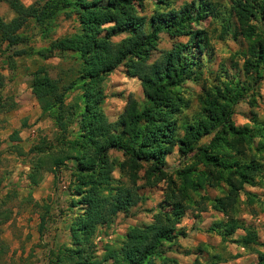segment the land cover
<instances>
[{
    "label": "trees",
    "instance_id": "obj_1",
    "mask_svg": "<svg viewBox=\"0 0 264 264\" xmlns=\"http://www.w3.org/2000/svg\"><path fill=\"white\" fill-rule=\"evenodd\" d=\"M151 9L144 14V2ZM14 18H0V55L11 70L13 58L32 56L40 62L52 57L70 60L68 81L50 77L47 65L29 73L28 88L40 116L52 123L50 139L42 137L27 150L36 155L26 173L28 187H34L41 172L67 171L69 207L78 213L67 223V242L48 251L46 264H178L166 255L184 232L177 222L188 212H204L206 206L223 218L204 232L221 240L241 229L244 236L233 241L247 247H263L252 227L236 219L239 197L245 206L256 204L254 216L264 212V200L245 187H258L264 180V119L254 114L249 124L235 126L234 106L254 93L264 78V0H193L174 8L171 0H45L41 5L23 6L19 0H0ZM62 15L72 20V33L50 39L53 21ZM218 25L217 39H230L241 60L231 75L207 72L212 57L207 32L198 26L206 19ZM31 24L44 46L25 44L19 33ZM171 41L170 48L152 63L159 35ZM184 38V42L176 39ZM5 52L7 53L6 55ZM236 66V62L232 64ZM139 81L140 106L128 99L114 122L103 114L102 83L116 68ZM226 73V71H222ZM198 110L184 114L189 100L182 93L189 81L200 86ZM0 75V115L16 108L5 95ZM77 91L65 103L66 93ZM17 132L11 139L17 141ZM209 136L206 143L201 139ZM15 149V148H14ZM17 149V148H16ZM119 152L118 160L109 155ZM176 152L181 165L169 174L165 158ZM142 173L141 175L139 173ZM116 173V177L114 176ZM142 182L141 186L137 185ZM164 183L161 202L148 223L130 227L112 244L95 254L96 230L110 218L125 213L142 200L138 190ZM207 189L217 190L210 197ZM32 202L29 193L23 198ZM4 201L0 200V208ZM197 216V215H196ZM8 211L0 209V224ZM40 227L43 218L39 219ZM257 264H264V251L254 250ZM219 255L194 259L191 264H217Z\"/></svg>",
    "mask_w": 264,
    "mask_h": 264
},
{
    "label": "rangeland",
    "instance_id": "obj_2",
    "mask_svg": "<svg viewBox=\"0 0 264 264\" xmlns=\"http://www.w3.org/2000/svg\"><path fill=\"white\" fill-rule=\"evenodd\" d=\"M24 5L33 3L41 5L45 0H19ZM174 8L183 3L193 0H171ZM228 5L229 0H220ZM144 14L151 9L150 2H144ZM0 18L11 21L14 18L6 5L0 3ZM72 20H64L58 15L53 21V29L49 34L50 39L70 34L74 30ZM208 34L212 57L203 69L202 77H207V72L215 76L231 75L235 67H240L241 60L235 54L237 46L230 39L218 40V25L208 18L199 26ZM26 37L25 44L34 48L46 44L37 34L36 29L28 25L27 29L19 30ZM184 38L176 39V42H184ZM170 40L165 34L159 35L156 51L152 52L147 64L155 61L164 50L170 48ZM7 53L5 52L4 55ZM0 55V75L4 78L3 93L12 97L16 108L0 115V200L4 201L0 208L8 211V220L0 224V264H46L48 251L56 249L59 245L67 242V223L79 212L77 208L69 207V197L66 193L67 171L63 168L53 174L41 172L40 180L30 188L26 180V173L31 166V160L36 157L27 154V150L36 144L42 137H52V123L46 117L40 116L33 97L28 88L29 73L38 65H47L50 77H59L61 81H68L73 74L67 71L71 66L70 60H61L57 56L44 62H40L32 56L13 58L14 68L11 70ZM236 62V66L232 65ZM206 68L208 69L206 72ZM226 73H222V71ZM209 80L200 86L186 81L182 93L189 100V108L184 111L186 115H192L198 110V94L201 85H208ZM104 101L103 114L108 122H114L122 112L128 99H132L137 106L143 100L139 81L124 75L122 67L116 68L106 76L103 83ZM77 91L66 93L65 103L74 97ZM78 94V93H77ZM258 119H264V78L260 80L254 93L250 92L244 100L239 101L232 114V122L235 126L249 124L251 115ZM17 132V141L11 139L12 132ZM209 136L201 139L206 143ZM15 148V149H14ZM17 148V149H16ZM109 155L118 160L121 159L119 152H110ZM181 165L176 152L165 158V171L170 173ZM142 174L141 172L139 173ZM116 177V173H114ZM142 182L137 185L141 186ZM164 183L156 186H142L138 193L142 200L125 213H119L109 219L107 224L99 227L92 240L95 254L100 255L104 244H112L119 239L130 227H136L151 220V215L158 209L161 202V193ZM245 191L255 194L260 200H264V180L258 187H245ZM29 193L32 202L27 204L23 198ZM205 194L210 197L219 196L217 190L207 189ZM244 196L239 197L238 212L236 219L244 227H252L256 232L258 241L264 243V212L252 214V209L258 211L256 204L245 206ZM197 215V216H196ZM43 218V226L40 227L39 219ZM223 217L209 206L199 214L188 211L176 224V227L184 232V236L178 237L175 243L167 248V254L173 256L178 264H191L192 260L208 259L209 255H219L223 261L217 264H257L255 249L264 251V248L248 245L243 247L233 241L244 236L239 229L229 239L221 240L218 236L204 231L213 223Z\"/></svg>",
    "mask_w": 264,
    "mask_h": 264
},
{
    "label": "crops",
    "instance_id": "obj_3",
    "mask_svg": "<svg viewBox=\"0 0 264 264\" xmlns=\"http://www.w3.org/2000/svg\"><path fill=\"white\" fill-rule=\"evenodd\" d=\"M23 6H29V5H31V4H33V3H30V4H27V5H24L21 1H19ZM0 3H3V2H0ZM3 4H5V3H3ZM6 5V4H5ZM7 7V6H6ZM8 9V8H7ZM11 12V11H10ZM74 29H75V26H74ZM55 39V38H54ZM42 46H44V45H42ZM41 47V46H40ZM37 48H39V47H37ZM30 91V90H29ZM32 96V95H31ZM33 97V96H32ZM34 99V98H33ZM35 101V100H34ZM36 103V102H35ZM36 106H37V104H36ZM37 108H38V106H37ZM39 110V109H38Z\"/></svg>",
    "mask_w": 264,
    "mask_h": 264
}]
</instances>
